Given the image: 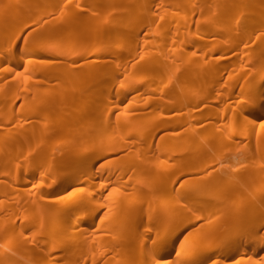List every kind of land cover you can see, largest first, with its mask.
Returning a JSON list of instances; mask_svg holds the SVG:
<instances>
[{
	"label": "bare ground",
	"instance_id": "obj_1",
	"mask_svg": "<svg viewBox=\"0 0 264 264\" xmlns=\"http://www.w3.org/2000/svg\"><path fill=\"white\" fill-rule=\"evenodd\" d=\"M247 255L264 264V0H0V264Z\"/></svg>",
	"mask_w": 264,
	"mask_h": 264
},
{
	"label": "rangeland",
	"instance_id": "obj_2",
	"mask_svg": "<svg viewBox=\"0 0 264 264\" xmlns=\"http://www.w3.org/2000/svg\"><path fill=\"white\" fill-rule=\"evenodd\" d=\"M125 17H126V16H125ZM127 18H128V17H127ZM134 24H135V23H130L131 26H133ZM32 29H33V27L30 28L29 30H27L26 32H24V34H22V35H27L28 32H29L30 30H32ZM149 38L151 39V36H149ZM117 44L125 45V44H123V42H117ZM47 61H48V60H42L41 62H36V65H43V64H45ZM109 64H112V63L109 62ZM17 74H20L21 77H23L24 79L27 78L28 76H30V74H29L28 72H22V68H20V69L18 70V72H13V73L9 74V75L6 77V79H10V78L16 77ZM24 79H20V80L22 81V80H24ZM249 256H250V255H247V256L244 258V260H243L240 264H251V257H249Z\"/></svg>",
	"mask_w": 264,
	"mask_h": 264
}]
</instances>
